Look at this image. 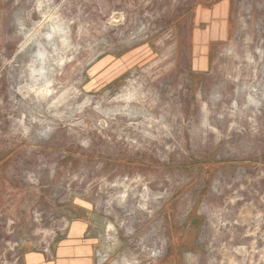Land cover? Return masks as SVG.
Masks as SVG:
<instances>
[{
	"label": "rangeland",
	"instance_id": "obj_1",
	"mask_svg": "<svg viewBox=\"0 0 264 264\" xmlns=\"http://www.w3.org/2000/svg\"><path fill=\"white\" fill-rule=\"evenodd\" d=\"M74 225L93 264H264V0H0V264Z\"/></svg>",
	"mask_w": 264,
	"mask_h": 264
},
{
	"label": "crops",
	"instance_id": "obj_2",
	"mask_svg": "<svg viewBox=\"0 0 264 264\" xmlns=\"http://www.w3.org/2000/svg\"><path fill=\"white\" fill-rule=\"evenodd\" d=\"M82 226L74 225L71 230L70 240L62 245V249L58 252V255L54 261H43L42 256L35 255L34 264H93V253L92 250L83 251V248H77V240L82 238ZM77 239V240H76ZM90 244V242H89ZM87 245V243H83ZM77 248H75V247ZM74 254V255H73ZM73 255V256H72ZM76 257V259H75Z\"/></svg>",
	"mask_w": 264,
	"mask_h": 264
}]
</instances>
